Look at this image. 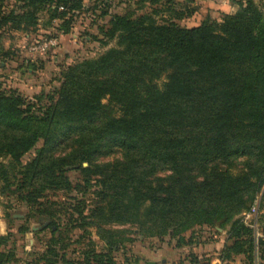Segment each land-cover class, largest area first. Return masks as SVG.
<instances>
[{"label":"trees","instance_id":"1","mask_svg":"<svg viewBox=\"0 0 264 264\" xmlns=\"http://www.w3.org/2000/svg\"><path fill=\"white\" fill-rule=\"evenodd\" d=\"M16 1L22 5L8 13L0 2V32L24 17L36 22L45 8H52L51 20L65 19L83 2ZM141 2L153 7L161 0ZM233 3L238 10L221 15V23L206 17L193 28L176 24L192 10L156 18L157 9L139 14L145 7L128 5L99 29L101 42L119 37L122 47L66 68L45 105L0 93V196L12 192L42 209L46 193L75 192L68 199L76 219L69 216L66 226L94 217L90 224L108 248L89 256L91 264H113L118 241L101 226L111 222L157 237L228 225L221 263L243 257L252 264L258 257L264 264V240L239 218L259 193L264 199V13L252 0ZM7 55L0 33V56ZM38 142L35 156L21 165ZM117 153L120 158L104 162ZM5 157L8 165L1 163ZM236 159L241 168L233 173ZM70 171L95 188L100 205L88 216L79 200L87 189L73 185ZM50 215L56 225L46 253L56 257L61 226ZM5 241L0 238V264H12L16 257Z\"/></svg>","mask_w":264,"mask_h":264},{"label":"rangeland","instance_id":"2","mask_svg":"<svg viewBox=\"0 0 264 264\" xmlns=\"http://www.w3.org/2000/svg\"><path fill=\"white\" fill-rule=\"evenodd\" d=\"M234 0H161L158 6L150 7L141 0H83L79 9L71 12L65 19H50L52 8H45L37 13V21L31 17H24L20 23H15L1 30V43L7 57L0 56V93H15L26 99L27 103L38 105L46 104V96L52 95L62 82V74L69 66L85 60H92L109 49L121 48L119 37L101 42L103 38L99 29L110 25L113 15L120 14L126 6L131 5L138 9L145 7L139 14L158 10V15L169 17L171 10H182L191 16L176 21L181 27L193 28L203 19L209 17L217 23H221V15L228 14L231 2ZM254 5L264 13V0H252ZM4 12L18 11L22 5L16 0H0ZM188 7V9L186 8ZM231 15V14H229ZM70 20V21H69ZM69 21V22H68ZM68 28L65 33L63 30ZM52 40L44 52L31 51L40 43ZM38 110V109H37ZM38 142L34 148L28 151L21 160V165L29 162L40 148ZM120 158L117 153L104 160L112 161ZM102 161V159H101ZM1 163L8 165V158H2ZM242 159L231 161L230 168L236 173L241 168ZM83 166H86L84 164ZM68 177L73 185L85 187L75 171H70ZM93 183V184H92ZM94 185V182H91ZM86 188V187H85ZM87 189V188H86ZM94 187L87 189L79 200L84 202V215L88 216V210L99 206L100 202L94 198ZM76 195L59 192H48L41 199L43 212L38 206L28 207L21 202L17 195L9 192L0 196V238L6 239L5 250H13L16 261L12 264H44L53 261L56 264H91L89 256L94 254H106L108 248L96 235V224L91 225L95 218H86L80 226L67 227L69 216L76 219L72 211L73 199ZM262 193L257 195L256 205L239 218L253 230L255 239L264 240V199ZM71 208V209H70ZM42 211V212H39ZM60 228L59 238L54 237L58 256L48 255L46 248L51 240L52 226L51 215ZM94 220V221H93ZM101 226L109 230L116 241L112 246L110 255L113 264H212L219 259L225 247L229 245L227 234L229 226H195L191 230L172 236L171 233L157 237L147 234H139L136 227L129 224L115 222L101 223ZM80 227V228H79ZM25 229V232H24ZM72 231V232H71ZM24 232V233H22ZM180 238L186 245H180ZM64 248L59 250V247ZM2 248V249H3ZM44 259H41L42 256ZM236 264H243V257L235 258ZM257 257L256 262L260 264Z\"/></svg>","mask_w":264,"mask_h":264},{"label":"built area","instance_id":"3","mask_svg":"<svg viewBox=\"0 0 264 264\" xmlns=\"http://www.w3.org/2000/svg\"><path fill=\"white\" fill-rule=\"evenodd\" d=\"M50 45H54V41L49 40V41L42 42L37 47L30 48V50L31 51L39 50L41 52H44L46 49H48L50 47ZM212 264H222V263L219 259H217Z\"/></svg>","mask_w":264,"mask_h":264},{"label":"crops","instance_id":"4","mask_svg":"<svg viewBox=\"0 0 264 264\" xmlns=\"http://www.w3.org/2000/svg\"><path fill=\"white\" fill-rule=\"evenodd\" d=\"M210 1V0H209ZM213 1V0H212ZM229 11H223V12H226L228 14H231L233 15L237 10H238V6L235 4V3H232L231 2V7L229 6L228 7Z\"/></svg>","mask_w":264,"mask_h":264},{"label":"water","instance_id":"5","mask_svg":"<svg viewBox=\"0 0 264 264\" xmlns=\"http://www.w3.org/2000/svg\"><path fill=\"white\" fill-rule=\"evenodd\" d=\"M164 263V261H162V264ZM147 264H157L155 262H147Z\"/></svg>","mask_w":264,"mask_h":264}]
</instances>
